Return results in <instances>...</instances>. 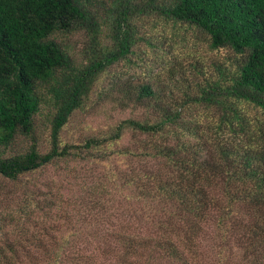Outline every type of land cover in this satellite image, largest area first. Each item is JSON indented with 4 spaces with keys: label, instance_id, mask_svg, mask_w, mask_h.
<instances>
[{
    "label": "trees",
    "instance_id": "16d2710c",
    "mask_svg": "<svg viewBox=\"0 0 264 264\" xmlns=\"http://www.w3.org/2000/svg\"><path fill=\"white\" fill-rule=\"evenodd\" d=\"M141 12L200 28L212 48L232 51L229 63H217V75L196 82V92L183 91L182 101L175 93L165 98V89L149 81L136 90L115 82L122 96L114 98L121 105L135 101L152 107L154 119L124 118L107 134L62 143L60 131L69 117L108 66L130 51L133 17ZM104 26L110 29V46L102 41ZM78 31L87 38L83 57L59 38ZM197 103L216 114L214 123L183 115ZM42 106L50 109L44 151L35 130ZM129 128L157 138L136 151L128 145L104 149ZM19 138H26L27 146L11 151ZM121 154L162 162L135 178L111 179L115 191L133 197L128 204L142 198L134 219L151 221L153 235H138L114 219L118 207L104 200L102 179L87 189L82 183L80 193L71 194L72 189L50 188L51 179L42 189L25 178L61 159L66 165L96 163ZM0 174L19 194L11 197L0 187V264H154L155 259L201 264L198 236L208 219L231 232L244 225L235 213L239 204L247 213L264 202V0H0ZM217 183L221 192L215 191ZM247 237L249 257L241 260L264 264V230ZM93 241L96 251L84 252L80 244Z\"/></svg>",
    "mask_w": 264,
    "mask_h": 264
},
{
    "label": "rangeland",
    "instance_id": "374dc122",
    "mask_svg": "<svg viewBox=\"0 0 264 264\" xmlns=\"http://www.w3.org/2000/svg\"><path fill=\"white\" fill-rule=\"evenodd\" d=\"M133 22L136 25L135 42L131 45L130 51L108 66L88 94L84 105L77 108L69 117L60 131L62 143H81L87 136L107 134L124 118L154 119L152 107L139 105L135 101L130 102V105H121V102L114 98L122 96L121 92L117 90V84L114 86L115 82H128L131 88L136 90L139 83L149 81L155 88L165 89V98L174 97L168 95L175 93L176 97H181L178 101H182L183 91L196 92V82L202 83L204 77L217 75V63H229L228 59L232 51L226 47L212 48L209 45L208 35L194 25L180 21L173 22L155 12L137 13L133 17ZM59 38L71 44L75 55L82 56L80 52L85 49V40H87L84 31L66 33L60 35ZM102 41L108 46L113 42L110 37V29L106 26L102 33ZM192 106L184 109L183 115L186 118L196 119L203 124L208 121L215 122L216 114L209 110L204 103L192 104ZM40 110L35 115V130L40 149L44 151L49 147L50 109L48 106H42ZM250 112L260 114L254 107H250ZM150 138L155 139L157 136L146 135L129 128L123 131L121 138L117 141L106 143L104 149H116L128 145L136 151L143 141ZM27 144L26 138H19L11 151L19 150ZM143 157L136 154L132 156L121 154L96 163L94 161L93 163L71 161L68 165L61 159L58 164L51 163L44 169L26 175L25 178L32 179L35 185L43 187L42 189L47 188L44 186V182L51 179L50 188L60 193H66L72 189L69 192H73L71 194L80 193L78 186L82 183L85 185L84 189H87L94 184V181L102 179V187L106 189L103 193L104 200L112 199L118 207L119 215L114 219H117L119 224L124 222V225H130L131 230L138 235H153L155 226L151 221L148 223L143 217L144 220H137L139 221L137 224L134 219L133 211L138 208L136 206H143L142 198L136 197L132 205L128 204V201L133 197L123 195L120 189L115 191L114 188L118 185L115 186L111 180L114 179L120 183L125 175L135 178L136 174L141 173L143 169L149 171V169L162 167L160 165L162 162L153 160L151 157ZM109 169L112 170L109 171ZM56 185L57 187H55ZM1 186H4L5 193L8 195L13 194L16 189L13 181L0 174ZM222 186L221 183H217L215 191L221 192ZM108 188L109 190H107ZM111 189H113L112 192H110ZM131 189L133 194L138 192V187H131ZM138 193L140 194V190ZM219 194L222 196L221 200L226 199L221 193ZM18 195L14 193L11 197ZM144 209L142 208L141 211ZM236 210V216L244 225L236 226V229L231 232H223L222 229H219L216 219H208L204 223L202 233L198 236L199 263L225 264L229 261L230 264H247L241 260V257L244 255L246 258L249 257L246 254V246L248 249L251 246L247 236L253 235L254 232L261 233L264 230V202L256 208L251 207L247 213L246 207L242 204H239ZM36 216L42 219L41 215ZM118 223L117 225H119ZM222 239H226L228 244H224ZM80 246L87 253L96 251V242L94 241L93 243L83 242ZM228 246L233 249V255L230 254L229 258L227 255L229 250L226 249H229ZM253 251L256 252V250ZM261 255H263V251ZM153 262L160 264L158 259Z\"/></svg>",
    "mask_w": 264,
    "mask_h": 264
}]
</instances>
